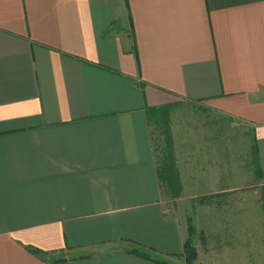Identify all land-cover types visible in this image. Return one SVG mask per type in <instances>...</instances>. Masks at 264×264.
Listing matches in <instances>:
<instances>
[{
    "label": "crops",
    "instance_id": "1",
    "mask_svg": "<svg viewBox=\"0 0 264 264\" xmlns=\"http://www.w3.org/2000/svg\"><path fill=\"white\" fill-rule=\"evenodd\" d=\"M0 264H264V0H0Z\"/></svg>",
    "mask_w": 264,
    "mask_h": 264
},
{
    "label": "trees",
    "instance_id": "2",
    "mask_svg": "<svg viewBox=\"0 0 264 264\" xmlns=\"http://www.w3.org/2000/svg\"><path fill=\"white\" fill-rule=\"evenodd\" d=\"M168 144V142H167ZM166 153V152H165ZM158 167H159V178L162 181L164 187L172 192L177 193L178 189L180 188V183L177 176L172 175V166L170 157L165 155L163 158L158 159ZM196 250L190 245V243L186 244V252L189 254L190 261L192 260L193 255L195 254Z\"/></svg>",
    "mask_w": 264,
    "mask_h": 264
},
{
    "label": "rangeland",
    "instance_id": "3",
    "mask_svg": "<svg viewBox=\"0 0 264 264\" xmlns=\"http://www.w3.org/2000/svg\"><path fill=\"white\" fill-rule=\"evenodd\" d=\"M180 106H174L173 109H178ZM171 125H172V118L170 116H167V112H162L158 116V118L153 120V136L154 139H159L161 141L162 149L158 152H161L162 150L165 152L169 151V146L166 148L167 142H170V134H171ZM165 144V148L163 149V146ZM160 148V147H159ZM180 178V177H179Z\"/></svg>",
    "mask_w": 264,
    "mask_h": 264
}]
</instances>
